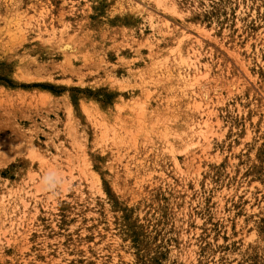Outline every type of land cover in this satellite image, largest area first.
<instances>
[{
  "label": "rangeland",
  "instance_id": "1",
  "mask_svg": "<svg viewBox=\"0 0 264 264\" xmlns=\"http://www.w3.org/2000/svg\"><path fill=\"white\" fill-rule=\"evenodd\" d=\"M0 264H264V0H0Z\"/></svg>",
  "mask_w": 264,
  "mask_h": 264
}]
</instances>
